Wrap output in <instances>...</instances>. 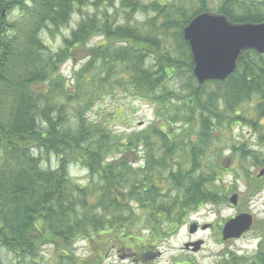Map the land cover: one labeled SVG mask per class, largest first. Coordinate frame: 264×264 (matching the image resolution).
<instances>
[{
    "label": "trees",
    "instance_id": "16d2710c",
    "mask_svg": "<svg viewBox=\"0 0 264 264\" xmlns=\"http://www.w3.org/2000/svg\"><path fill=\"white\" fill-rule=\"evenodd\" d=\"M146 2L163 19L160 26L150 19V28L157 35L173 29L182 58H171L158 36L142 26H111L105 13L103 22L109 24L82 20L64 47L52 52L40 32L65 25L79 0H0V251L12 253L17 263L38 258L39 264L41 249L51 247L57 264H78L74 244L101 243L104 236L106 247L91 251L83 264H101L108 241L130 253L150 248L204 204L229 202L236 187L219 184L222 172L230 171L224 167L228 158L220 160L224 148L234 151L231 162H248L246 170L264 167V54L245 50L224 81L199 84L182 34L201 12L238 24L264 22V0H196L187 8ZM142 3L121 0V7L145 10ZM172 9L176 16L167 18ZM14 12L16 17L8 19ZM95 33L103 41L92 49L90 61L66 78L62 64L76 51L89 50L86 44ZM169 80L178 81L180 107ZM120 93L149 102L160 125L118 134L90 118L96 101ZM243 125L255 133L256 148L247 142L221 144L227 136L234 140L233 128ZM139 148L145 155L133 168ZM36 151L54 154L56 167L43 169ZM73 163L87 170L88 183L73 181ZM245 179L246 203L264 188V176ZM223 258L220 264H264V233L251 256L232 252Z\"/></svg>",
    "mask_w": 264,
    "mask_h": 264
},
{
    "label": "rangeland",
    "instance_id": "374dc122",
    "mask_svg": "<svg viewBox=\"0 0 264 264\" xmlns=\"http://www.w3.org/2000/svg\"><path fill=\"white\" fill-rule=\"evenodd\" d=\"M195 1L196 0L193 2H190L189 0H161V4L163 5L164 2H169V4H179L182 7L187 8V6L192 5ZM142 4L146 8L145 10H141L140 6L137 11L133 12L131 9L122 8L121 0H106L99 6L95 5V0H79V5L73 9L67 23L59 27L58 30L51 29L41 31L40 39L48 49L52 52H57L64 47V39L70 36L71 31L76 29L82 20L90 18L99 25L109 24L110 22H103V14L105 13L111 21V26H123L126 23L131 27L142 26L147 32H152L154 35L158 36L161 41V46H164V48L171 52V58H182L181 55L184 50L180 47V42L172 36L171 30L173 29H169L164 35H161V33L160 35H157L155 31L150 28L149 20L154 19L155 24L160 26L163 19L158 15V10L149 8L150 4L146 2V0H143ZM191 11L192 10H188L186 13ZM16 15L15 12L10 13L7 14V18L11 19L16 17ZM165 15L166 14L164 13V16ZM174 16H176V13L172 9L170 14H167V18H173ZM103 39V36L97 35V33L91 36V39L86 44V47L90 48L89 50L80 49L79 51H76L78 53L73 60L66 61L62 64L61 72L63 75L66 76V78L69 77V79H71L72 71L90 61L92 52L94 50L96 51L95 47L98 46ZM93 48L94 50H92ZM83 55L85 58H82ZM144 64L149 67L150 64L153 65L152 62H145ZM181 79V82H183V77L178 80ZM167 86L176 96L177 101H175V103L180 107L181 101H178V98H180L181 89L178 87V81L169 80ZM253 102H255V100H253ZM249 106V104H245L244 108L246 107L249 109ZM248 114L251 115L250 117L253 116V113L250 110L248 111ZM89 116L91 119H99L108 123L109 127L118 134L139 132L146 129L149 125H160L158 122L159 118L155 115L154 107L149 102L138 100L130 93L104 95L100 100L95 102L93 105V111H90ZM174 128H177V125H175ZM167 132L171 134L174 131L168 129ZM232 133L236 136L235 139L228 141L229 137L227 136L228 140L221 142L223 146L224 143H226V145H233L238 142H247L248 144H251L253 148H256L257 145L254 139L255 133L252 129L244 125L242 127L236 126L233 128ZM233 153L234 151L229 147L224 148L220 160L224 161L226 158L232 157ZM36 154H40L41 156V166L43 169H54L56 167L57 157L54 154L45 153L44 151H36ZM136 155L138 157H144L145 151L139 148V153ZM136 155L133 156L134 159L136 158ZM246 164H248V162H245L243 166H241L238 159L230 162L229 173L222 172L221 177L223 179L219 182V184L224 186L236 187L235 193L239 195L237 205L233 206L230 202L218 206L206 203L198 210L192 211L180 228L161 242L150 247L152 250L151 252L157 251L159 252V255L155 257V259L146 260L143 263H138L136 257L130 255L128 248L124 249L120 246H113L111 241H108L107 250L105 251L103 260H101V264H220L224 259L223 257H225V255L228 256L232 252L237 256H251V253L257 248L260 236L263 234L264 188L260 193L253 195L246 203L242 200L241 193L245 189L246 176H253L258 170V167L256 166H250L248 170H246L248 166ZM136 166L138 165L134 164L133 168ZM69 175L73 181L80 184L84 185L88 183L87 170L77 163L70 165ZM229 197L230 195L228 198ZM240 208H245L246 211L242 212H247L252 215L253 223L251 229L238 239L223 241L221 237V228L223 224L229 218L236 215ZM195 221L200 225L211 224V227L209 230L204 231L198 229L197 233L194 236H191L188 232V226L191 222ZM141 235L146 236V231H143ZM196 240L204 241L198 252L191 253L182 250L184 243ZM104 241L106 242L105 236ZM104 241L101 243H98V241L91 243L88 239L78 240L74 244L73 251L75 258L81 260L78 264H83V261L89 258L91 251L100 249L103 246L105 248L106 245ZM133 248L136 247L133 246ZM0 255L2 257V264H23L17 263L13 258V254L4 249L0 251ZM39 258V264H57L55 254L51 247L42 248ZM25 264H38V258L34 261L27 260L25 261Z\"/></svg>",
    "mask_w": 264,
    "mask_h": 264
},
{
    "label": "water",
    "instance_id": "95a60500",
    "mask_svg": "<svg viewBox=\"0 0 264 264\" xmlns=\"http://www.w3.org/2000/svg\"><path fill=\"white\" fill-rule=\"evenodd\" d=\"M183 39L187 42L192 58V73L196 81H224L237 68V62L245 50L264 54V22L232 23L221 14L201 12L194 16L183 28ZM228 158L225 168L229 167ZM257 177L264 176V167L259 169ZM229 202L235 206L238 194L230 196ZM253 217L250 213L241 212L229 218L222 226L223 241L238 239L250 230ZM209 224H203L200 230H207ZM198 226L191 223L190 234L196 233ZM264 231V225H263ZM203 240L183 244V249L192 252L200 250Z\"/></svg>",
    "mask_w": 264,
    "mask_h": 264
},
{
    "label": "flooded vegetation",
    "instance_id": "af4514ba",
    "mask_svg": "<svg viewBox=\"0 0 264 264\" xmlns=\"http://www.w3.org/2000/svg\"><path fill=\"white\" fill-rule=\"evenodd\" d=\"M136 160L137 161H135L134 164H137L139 166L141 164V162L143 161V157H138V158H136ZM258 193H260V192H258ZM191 223H193V222H191ZM195 223L197 224L198 227H200L202 225V224L200 225L196 221H195ZM263 225H264V222L262 224V228H263ZM210 227H211V224L209 226V229H210ZM195 234H190V235L194 236ZM182 250H184V249H182ZM151 251H152L151 248H148L147 246H141V247L137 248L135 251H132V253H130V255L135 256L137 259L136 261L138 263H143L146 260H153V258L155 259V257H157L159 255V252H157V251L151 252ZM184 251L191 252L190 249H186ZM191 253H193V252H191Z\"/></svg>",
    "mask_w": 264,
    "mask_h": 264
}]
</instances>
